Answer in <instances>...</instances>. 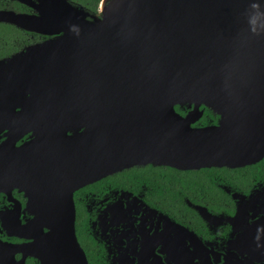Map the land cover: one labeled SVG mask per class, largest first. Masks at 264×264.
<instances>
[{
	"label": "water",
	"instance_id": "95a60500",
	"mask_svg": "<svg viewBox=\"0 0 264 264\" xmlns=\"http://www.w3.org/2000/svg\"><path fill=\"white\" fill-rule=\"evenodd\" d=\"M18 1L36 13L1 11L0 23L49 38L0 60V192L27 185L42 199L29 212L47 248L41 264H89L72 194L129 166L133 151L178 170L264 157V0H101L96 13ZM185 104L194 110L181 119L174 107ZM200 105L218 113L216 128L189 127ZM135 119L151 122H123ZM71 144L68 181L36 179L37 164L22 161L32 148Z\"/></svg>",
	"mask_w": 264,
	"mask_h": 264
},
{
	"label": "flooded vegetation",
	"instance_id": "af4514ba",
	"mask_svg": "<svg viewBox=\"0 0 264 264\" xmlns=\"http://www.w3.org/2000/svg\"><path fill=\"white\" fill-rule=\"evenodd\" d=\"M1 11L36 13L18 0H0ZM0 27H6L0 29V60L49 38L8 23ZM174 110L185 119L194 105ZM191 121V129L216 128L221 118L200 105ZM149 134L141 137L148 140ZM31 135L15 146H26ZM63 146L32 148L22 161L37 164L36 179L68 181L73 146ZM26 188L6 184L0 192V264H41L40 253L47 249L38 244L40 232L29 213L42 199L32 201ZM55 197L52 204L58 203ZM72 201L76 237L89 264H264V157L240 167L178 170L152 162L145 150L133 151L129 166L78 188Z\"/></svg>",
	"mask_w": 264,
	"mask_h": 264
},
{
	"label": "trees",
	"instance_id": "16d2710c",
	"mask_svg": "<svg viewBox=\"0 0 264 264\" xmlns=\"http://www.w3.org/2000/svg\"><path fill=\"white\" fill-rule=\"evenodd\" d=\"M70 2L80 5L83 8L87 9L88 11L92 13H96L98 10V5L101 2V0H69ZM1 28H6V27H0ZM14 49L10 48L9 51L7 52H12Z\"/></svg>",
	"mask_w": 264,
	"mask_h": 264
}]
</instances>
